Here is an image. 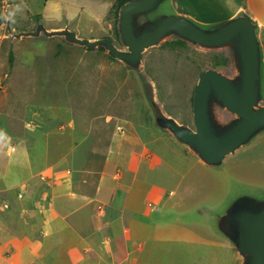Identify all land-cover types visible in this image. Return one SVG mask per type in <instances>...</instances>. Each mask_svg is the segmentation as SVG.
<instances>
[{
    "label": "rangeland",
    "instance_id": "rangeland-1",
    "mask_svg": "<svg viewBox=\"0 0 264 264\" xmlns=\"http://www.w3.org/2000/svg\"><path fill=\"white\" fill-rule=\"evenodd\" d=\"M112 3L0 0V219L37 240L52 264L65 232L78 237L72 223L84 237L82 250L74 259L67 250L59 264L243 263L214 224L236 192L264 193V135L216 168L158 120L161 111L194 127L200 74L217 68L236 76L233 48L171 33L134 66L105 45L46 32L109 36L126 49ZM13 12L14 22L4 19ZM213 112L221 124L235 118L218 104ZM179 144L203 164L186 165ZM138 161L144 179L131 200L142 209L135 212L121 198ZM72 181L74 189L50 198L57 185Z\"/></svg>",
    "mask_w": 264,
    "mask_h": 264
},
{
    "label": "water",
    "instance_id": "water-1",
    "mask_svg": "<svg viewBox=\"0 0 264 264\" xmlns=\"http://www.w3.org/2000/svg\"><path fill=\"white\" fill-rule=\"evenodd\" d=\"M173 0H129L119 10V30L126 49L112 37H79L68 28L46 31L63 34L70 41L96 47L105 45L118 58L138 65L143 53L167 35L204 47L233 48L238 74L231 77L217 68L201 72L194 95L195 126L184 125L158 113L161 126L206 164L220 168L229 154L251 143L264 132V44L258 24L247 14L203 22L171 8ZM218 104L235 115L221 124L215 118ZM215 228L244 258L240 264H264V193L243 188L216 214Z\"/></svg>",
    "mask_w": 264,
    "mask_h": 264
},
{
    "label": "crops",
    "instance_id": "crops-1",
    "mask_svg": "<svg viewBox=\"0 0 264 264\" xmlns=\"http://www.w3.org/2000/svg\"><path fill=\"white\" fill-rule=\"evenodd\" d=\"M171 8L177 12L188 14L193 18L203 22H210L213 20L247 14L252 18V20L257 22L260 28V33L258 34L264 44V0H173ZM262 135H264V132L257 136L251 143L244 145L241 148L253 144V142H255ZM179 145V147H182V149H180V153L182 155L181 159L187 163L186 165L194 166L203 164L194 155H187L184 151L185 148L181 146V144ZM153 156L156 158L157 154L155 153ZM139 161L137 162V167L134 171L135 174L133 178L128 177V179L126 178L125 180L127 183V188L125 189V192L121 198L123 199L122 204L124 203L125 206L129 208V210H133L135 212L142 210L138 207H135L132 203L137 198L134 197L138 193V190H136V183L144 177L139 168ZM224 164L222 168L224 167ZM73 183L74 181L57 185L54 188V191L50 194V198L52 200L57 198L61 193L67 191L69 187H73L74 189ZM77 190L80 196L82 194V196L91 198L90 195L85 193V190H83V192L78 189V187ZM131 200L133 201L131 202ZM56 210L58 212V207H56ZM70 226L78 237L75 238L73 237L74 235H71L70 237L68 235L70 232H65L64 238L61 240L62 245L60 248V253L56 258H54L53 264H59V262L63 260L65 256L64 253H66L67 250L70 252V256H72L73 259L79 257V255L75 253L81 252L82 250V245L80 244V237H82V233L78 230V227L75 223L70 224ZM9 227L11 226L5 224V222L0 219V264H52L44 261V252L39 247H36L37 240L30 239L28 236L23 235L21 231L19 232L15 229L9 230ZM68 231L70 230L68 229ZM66 244H68L71 249L66 246Z\"/></svg>",
    "mask_w": 264,
    "mask_h": 264
},
{
    "label": "trees",
    "instance_id": "trees-1",
    "mask_svg": "<svg viewBox=\"0 0 264 264\" xmlns=\"http://www.w3.org/2000/svg\"><path fill=\"white\" fill-rule=\"evenodd\" d=\"M127 1H129V0H113L112 10L114 11V14H115V17H116V22L118 21V18H119V10H120L121 6L124 3H126ZM179 41L181 43L185 42L184 40H180V39H179ZM13 62H14V54L12 52L11 55H10V65L11 66L13 65ZM227 62H228V57L224 56L223 60H222V64H226Z\"/></svg>",
    "mask_w": 264,
    "mask_h": 264
},
{
    "label": "clouds",
    "instance_id": "clouds-1",
    "mask_svg": "<svg viewBox=\"0 0 264 264\" xmlns=\"http://www.w3.org/2000/svg\"><path fill=\"white\" fill-rule=\"evenodd\" d=\"M17 11H19V8H17ZM14 15H15L14 12L13 13H9L6 17H4V19L14 22Z\"/></svg>",
    "mask_w": 264,
    "mask_h": 264
}]
</instances>
